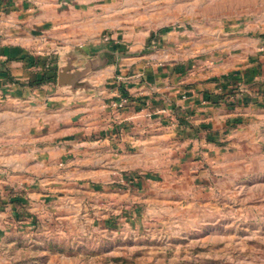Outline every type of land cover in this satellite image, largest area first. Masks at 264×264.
Returning a JSON list of instances; mask_svg holds the SVG:
<instances>
[{"label":"crops","instance_id":"obj_1","mask_svg":"<svg viewBox=\"0 0 264 264\" xmlns=\"http://www.w3.org/2000/svg\"><path fill=\"white\" fill-rule=\"evenodd\" d=\"M165 22L175 24L153 36ZM46 67L54 82L15 84ZM0 101L18 107L1 113L5 144L48 151L52 183L135 175L175 148L259 159L264 0H0Z\"/></svg>","mask_w":264,"mask_h":264},{"label":"rangeland","instance_id":"obj_2","mask_svg":"<svg viewBox=\"0 0 264 264\" xmlns=\"http://www.w3.org/2000/svg\"><path fill=\"white\" fill-rule=\"evenodd\" d=\"M73 23L80 31L86 18L74 10ZM30 82L15 84L46 85ZM17 109L0 101V117ZM2 131L0 264H264V157L175 148L135 175L52 183L49 152L12 149Z\"/></svg>","mask_w":264,"mask_h":264},{"label":"trees","instance_id":"obj_3","mask_svg":"<svg viewBox=\"0 0 264 264\" xmlns=\"http://www.w3.org/2000/svg\"><path fill=\"white\" fill-rule=\"evenodd\" d=\"M55 80V71H52V68L48 67L47 72L40 78L35 79L33 82H30L31 87H40L44 84L54 82Z\"/></svg>","mask_w":264,"mask_h":264},{"label":"built area","instance_id":"obj_4","mask_svg":"<svg viewBox=\"0 0 264 264\" xmlns=\"http://www.w3.org/2000/svg\"><path fill=\"white\" fill-rule=\"evenodd\" d=\"M109 38H105V41H108ZM129 104V99L128 97L122 95L119 100L115 101L113 104H112V108L117 110V111H120V110H123L127 105Z\"/></svg>","mask_w":264,"mask_h":264},{"label":"water","instance_id":"obj_5","mask_svg":"<svg viewBox=\"0 0 264 264\" xmlns=\"http://www.w3.org/2000/svg\"><path fill=\"white\" fill-rule=\"evenodd\" d=\"M63 71L65 72L66 70L63 69ZM64 72L59 73V84H62V77L64 75Z\"/></svg>","mask_w":264,"mask_h":264}]
</instances>
